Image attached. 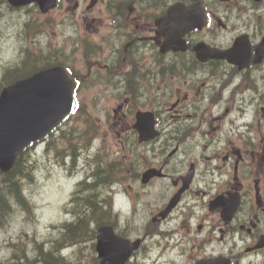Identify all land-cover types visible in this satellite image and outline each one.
I'll return each instance as SVG.
<instances>
[{"label":"flooded vegetation","instance_id":"flooded-vegetation-1","mask_svg":"<svg viewBox=\"0 0 264 264\" xmlns=\"http://www.w3.org/2000/svg\"><path fill=\"white\" fill-rule=\"evenodd\" d=\"M204 6L213 13L178 50L151 38L154 19L164 13L138 9L131 20L124 13H76L75 28L87 26L72 37L74 92H95L108 103L104 128L116 135L119 172L142 201L157 196L154 188L159 193L150 218L159 225L177 220L187 264L217 255L229 264H264V56L256 55L264 39V0ZM237 38L246 40L249 53L196 57L201 44L225 49ZM137 113L154 119V137L140 138ZM151 168L159 176L142 182ZM184 184L161 220L157 213Z\"/></svg>","mask_w":264,"mask_h":264},{"label":"water","instance_id":"water-1","mask_svg":"<svg viewBox=\"0 0 264 264\" xmlns=\"http://www.w3.org/2000/svg\"><path fill=\"white\" fill-rule=\"evenodd\" d=\"M15 82L0 96V170L8 171L16 155L38 139L73 107L67 73L59 67ZM98 264H122L135 246L113 238L108 227L98 229ZM101 238L109 243L101 244ZM116 238V237H115Z\"/></svg>","mask_w":264,"mask_h":264},{"label":"rangeland","instance_id":"rangeland-1","mask_svg":"<svg viewBox=\"0 0 264 264\" xmlns=\"http://www.w3.org/2000/svg\"><path fill=\"white\" fill-rule=\"evenodd\" d=\"M7 11H8L7 8L0 5V15H4L0 19V42L3 41L5 44L9 45V47L7 46V48H10L14 44L12 41V36L13 35L17 36L18 33L22 31L20 27L22 26L25 17L24 15H19L18 13H4ZM9 55L10 53L7 54V56ZM89 98L91 100L92 106L91 104H88V108L86 112H88L94 117L101 116L105 110V108L103 107L104 104L100 106L96 105L94 99H92V94L89 95ZM76 127H77L76 124H72L71 126L70 124L66 125L64 129L65 135L60 143L58 141V144L62 147L68 146V148H66L68 152L73 151L76 154V157H80V160H82V162L84 163V160L88 158L87 148L84 146L85 142L82 141L81 139L72 142L71 128L75 129ZM110 154H115V151L103 150V151H98L97 153V155L101 156L102 158L112 159V156ZM49 159L51 160L53 165L42 159L35 161L37 167L27 168V173H28L27 181L29 182L25 184L26 187L25 189L27 196L31 199L32 202L35 203L37 207L35 210V215L37 217V219H35V223L30 224L27 222L29 221V218H27L26 213L19 214L16 216L13 212V215L11 216L13 220L9 224H7L4 228H1L2 224H0V248L3 247L6 243L9 246L10 241L17 240L19 243H22V240H26L23 238L25 237L26 234L27 236L47 235L46 233L48 232V225L51 223H56L57 220L59 219L60 215L58 213V205L57 204L51 205L49 204V201L57 196L58 188L59 189L61 188L60 178L63 173L58 167V165L55 164V161L52 159L51 156L47 157V160ZM115 176L117 175L115 174ZM29 184L32 185L29 187ZM117 187L118 189H120V185H118ZM21 195L23 199L26 201L22 192ZM41 201H44L42 205L40 204ZM13 206L18 209L24 208L17 203H15ZM149 208H151V206H149ZM143 212L146 213L148 212V210L145 209ZM140 213H141L140 210L136 211L134 219L138 218V214ZM0 218H3V216H0ZM87 219L88 218H86L85 220ZM138 223L139 222L137 221V224ZM125 228L127 229V231L129 230L132 233L136 232L135 228H133L131 224H125ZM155 247L156 244L153 243V245L150 246V253L149 254L145 253L146 255H148L149 259L151 257L152 250ZM28 248H31V246H28ZM76 252L77 254L71 253L72 258L70 262L77 261L78 264H91L92 256L94 255V250L93 248H91L90 240L86 241L85 245H83L82 247L79 248L77 247ZM8 255H9V249H1L0 262L2 260H5V258ZM141 256L142 253H140L137 257V261L139 263H141L144 260H147L144 257L140 259ZM181 263L182 261L181 262L179 261V257L176 258L174 257V264H181Z\"/></svg>","mask_w":264,"mask_h":264},{"label":"trees","instance_id":"trees-1","mask_svg":"<svg viewBox=\"0 0 264 264\" xmlns=\"http://www.w3.org/2000/svg\"><path fill=\"white\" fill-rule=\"evenodd\" d=\"M19 161L20 159L16 162L14 168L10 172L0 174V216L7 213L15 203L20 204L24 208L27 206V203H25L21 195L22 185L20 182L21 176L25 174V171H23L24 165ZM94 212H96L95 208H92L88 211V214H93ZM87 225L88 224L84 221H74L66 224V238L73 240L75 237V239H77L78 235L83 232L82 230L86 228ZM40 259L42 264H56L57 262V258L52 251L43 252Z\"/></svg>","mask_w":264,"mask_h":264},{"label":"bare ground","instance_id":"bare-ground-1","mask_svg":"<svg viewBox=\"0 0 264 264\" xmlns=\"http://www.w3.org/2000/svg\"><path fill=\"white\" fill-rule=\"evenodd\" d=\"M142 2H144L145 0H141ZM102 172H98L97 176H95L93 182L91 183L90 185V190H89V193L90 195H94L96 193L97 190H100L101 188H103L104 186L108 185L109 181L108 179L106 178L105 175L103 174H100ZM93 184V185H92ZM25 201V200H24ZM26 203V201H25ZM99 208V206H97V208L95 209V211H97ZM91 213H90V216L88 217L87 220H85L84 222L89 224V218L91 217ZM71 222H74V221H70L68 223H71ZM66 223V224H68Z\"/></svg>","mask_w":264,"mask_h":264}]
</instances>
